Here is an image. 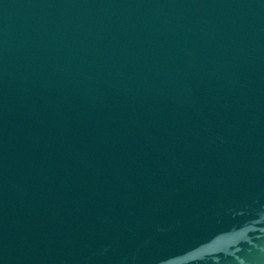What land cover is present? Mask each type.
Segmentation results:
<instances>
[{
    "label": "water",
    "instance_id": "1",
    "mask_svg": "<svg viewBox=\"0 0 264 264\" xmlns=\"http://www.w3.org/2000/svg\"><path fill=\"white\" fill-rule=\"evenodd\" d=\"M0 264H264V0H0Z\"/></svg>",
    "mask_w": 264,
    "mask_h": 264
}]
</instances>
